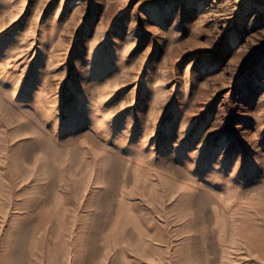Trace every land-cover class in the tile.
<instances>
[{"label":"rangeland","instance_id":"rangeland-1","mask_svg":"<svg viewBox=\"0 0 264 264\" xmlns=\"http://www.w3.org/2000/svg\"><path fill=\"white\" fill-rule=\"evenodd\" d=\"M0 264H264V2L0 0Z\"/></svg>","mask_w":264,"mask_h":264},{"label":"crops","instance_id":"crops-1","mask_svg":"<svg viewBox=\"0 0 264 264\" xmlns=\"http://www.w3.org/2000/svg\"><path fill=\"white\" fill-rule=\"evenodd\" d=\"M261 3L264 2V0H259Z\"/></svg>","mask_w":264,"mask_h":264}]
</instances>
